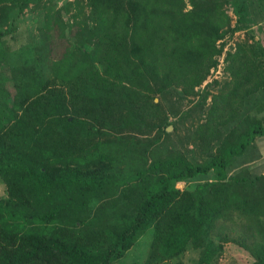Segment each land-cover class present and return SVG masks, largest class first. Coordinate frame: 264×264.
<instances>
[{"label":"trees","instance_id":"1","mask_svg":"<svg viewBox=\"0 0 264 264\" xmlns=\"http://www.w3.org/2000/svg\"><path fill=\"white\" fill-rule=\"evenodd\" d=\"M230 2L240 13L247 6L0 0V264H113L141 233V264H184L189 251L201 253L196 264H213L226 241L264 264V175L228 176L264 138V117L237 120L249 98L253 107L264 102V49L254 37L223 54L230 79L220 93L209 86L193 104L211 97L191 133L207 159L192 163L172 147L196 111L181 110L183 100L199 95L233 36ZM37 19L38 42L27 29L12 46ZM6 110L19 120L21 144L12 145L16 124ZM34 125L40 142L27 135ZM94 133L115 147L103 154ZM118 148L130 155L116 161ZM237 220L244 228L230 237Z\"/></svg>","mask_w":264,"mask_h":264},{"label":"rangeland","instance_id":"2","mask_svg":"<svg viewBox=\"0 0 264 264\" xmlns=\"http://www.w3.org/2000/svg\"><path fill=\"white\" fill-rule=\"evenodd\" d=\"M57 1L58 6L62 5L66 1H74V0H54ZM232 1V0H231ZM239 3H246V7L244 9L243 15L237 10V6L235 4H232L230 2V6H228V15L231 17V29H233V36L228 37L226 36L225 41V50L223 51L222 55L218 58L217 62V68L215 70H211L209 77L206 79L204 84L200 86L196 91L199 92V95L196 97H186L182 102V107L180 108L184 112H187L190 109H196L193 104L197 103L200 100V96L203 94L204 91H207V89L210 86V93L212 94H218L220 93V86H223L225 82L229 81L230 77L225 71L223 70L225 65L224 55L227 53V51H234L236 44H244L247 43V45H250L252 43V37L263 47L264 49V0H240ZM33 15H37V13L30 14L29 12H26V18H33ZM243 16V19H242ZM247 23V24H246ZM249 23V24H248ZM40 24V19H37L36 22L31 23L30 21H25V27L22 29V37H19V39H16L15 42H12V46H17L20 41L25 42V38L27 36V29L32 33L33 40L32 45L36 44L38 42L37 38V30L35 29ZM224 54V55H223ZM11 62L13 65L20 64V58L16 55L11 56ZM28 62V57H26L25 63ZM216 80L219 84L218 85H212L211 82ZM2 97H0V102H2ZM250 99V98H249ZM248 99V100H249ZM252 99V98H251ZM251 99L249 101H251ZM246 101L243 108L238 113L237 120H245V118L250 119L253 117H264V102L260 104L259 106L253 107L251 102ZM158 102V100H156ZM211 104V97L208 96L207 99L204 101L203 105L200 106L199 109H196L194 111L192 118L189 117L186 119L182 125L179 126L176 138L173 141L172 147L173 151H177L178 153L184 154L187 157V160L191 161L192 163H203L207 157L202 155L199 149V143L195 142L193 140V137L191 138V133L193 132L194 127L198 123H202L205 121L206 112L208 111ZM7 114H9L11 117H13V114L6 110ZM174 120V118H173ZM13 124H16L15 128L8 133L13 139L12 145H17L22 143V137L20 136V133H22V130H20L19 120L17 118L13 117L12 120ZM236 122H234L235 124ZM240 122V127H241ZM35 128H33L31 131H27V135H32L35 142H40L39 139H37L36 134L40 131V129H37L38 127L34 125ZM37 127V128H36ZM173 126H169L167 128V131H172ZM241 129H243L241 127ZM228 134V133H227ZM116 134L112 132H108L107 136L105 137H115ZM105 137H101L99 134L94 133L92 136V144L94 143L99 147V145L106 146V148H100L99 150H103L106 154L110 152L112 148L115 147L109 146L106 143ZM2 139L3 138L2 136ZM172 143V139H171ZM9 145V142H7ZM256 151H248V154L245 156L239 158L236 162L233 163L232 169L228 172V176H235L240 173V171H244L245 173H248L251 178L259 177L264 175V138L258 139L256 143ZM217 146L213 147V149H216ZM122 148V147H121ZM119 149L114 152L115 155H113V159L117 161V159H123L124 155H130V151L127 149ZM168 151H171V147H167ZM127 151L129 153H127ZM108 155V154H107ZM132 155V154H131ZM187 184L181 182L176 184V188L183 189L186 187ZM6 196V187L3 184V182L0 180V198H5ZM238 224L233 225L231 235L230 237H238L240 229L239 228L241 221L239 222L237 220ZM236 227L238 229H236ZM236 229V230H235ZM235 230V231H234ZM228 231V230H227ZM234 231V232H233ZM251 232V231H250ZM252 233V232H251ZM250 233V234H251ZM251 238V236H250ZM249 236L247 239H250ZM147 235L144 233H141L134 245V248L121 260L116 261L113 264H141L142 260L144 259V242L146 243ZM253 240H251L252 242ZM257 241V239H256ZM248 245L247 243H245ZM250 249L241 247L237 244H233L229 241H226L222 244V252L221 255L216 259L213 264H254V259L249 254ZM199 251H189L186 253V255L183 258L184 264H196L197 259L200 257Z\"/></svg>","mask_w":264,"mask_h":264}]
</instances>
